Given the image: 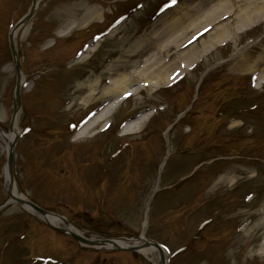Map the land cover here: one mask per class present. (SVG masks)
<instances>
[{
  "label": "rangeland",
  "instance_id": "obj_1",
  "mask_svg": "<svg viewBox=\"0 0 264 264\" xmlns=\"http://www.w3.org/2000/svg\"><path fill=\"white\" fill-rule=\"evenodd\" d=\"M217 1L39 0L14 39L23 78L11 165L17 190L55 213L71 218L75 212L72 224L102 237L136 236L145 218L146 237L165 243L167 264L264 260V1L227 4L235 11L218 35L201 27L204 22L191 25ZM30 4L0 0L5 133L17 80L7 35ZM186 25L189 31H179ZM174 32H181L177 42ZM162 59L169 62L164 83L150 77L143 85L134 75L123 95L108 90L122 73L152 71ZM112 102L110 114L86 136L73 137ZM140 116L141 126L120 133ZM73 156L85 159L78 170L71 168ZM5 157L0 138V264H152L138 251L85 248L43 228L20 203L5 202ZM59 168L63 182L75 173L81 180L59 185ZM102 172L120 179L109 180L106 198L97 202L85 193L83 217L78 195ZM94 204L103 210H92ZM32 253L55 260L40 262Z\"/></svg>",
  "mask_w": 264,
  "mask_h": 264
},
{
  "label": "bare ground",
  "instance_id": "obj_2",
  "mask_svg": "<svg viewBox=\"0 0 264 264\" xmlns=\"http://www.w3.org/2000/svg\"><path fill=\"white\" fill-rule=\"evenodd\" d=\"M38 1L39 0H33V2H32L33 6H34V4L36 6ZM232 1L233 0H218L215 4H213L205 12L204 15L202 14V16H204L203 18L200 17L199 14H197L196 16L194 15V17L192 16L193 19L191 20V25L192 24H198L200 22H204V25H202L201 27H206V29L212 30V31H214V34L218 35L220 33L218 31V29L220 27L228 26L230 23V20H232L231 14L234 13L235 10L233 7H231V5H229V6L227 5V4L231 3ZM263 1H261V2H263ZM237 2H238V0H234V3H237ZM250 2H251V4L255 5L257 2H259V0H250ZM192 10L193 9L187 10L181 16L183 17L184 15H186L188 13L190 14V12ZM240 11L245 12L246 7L242 8ZM181 16L175 18L172 21V24H176L179 21V19L181 18ZM229 16H230V19H228L225 23L222 22L216 26L217 22H219L220 20L226 19ZM238 16H240L241 18H246V15L244 13H240V14H238ZM93 17L94 18L96 17L95 13H94ZM178 26L181 27V23H178L175 25V27H178ZM189 26L190 25H186L183 28H181V30H179V31H189L188 30ZM163 34H164V32H163ZM173 34H176V36L171 37V40L173 42H177L174 40L176 38L179 39V37L177 35H180L181 32H174ZM12 35H13V38H15L16 30L12 31ZM161 36H162V34L160 32H158L157 34L153 35V37H152L153 39L151 38V40L156 41V40L160 39ZM184 36L185 35H183V37ZM187 39H190V37H188ZM168 41L169 40L166 39V41L164 43L157 45L156 49L159 51L163 50ZM179 56H181V58H182L181 54ZM168 64H169V62H165L164 59H162V61L158 64V66L157 65L154 66L152 71L150 69H148V70L145 69V72L137 73V74L132 73V75L122 73L116 79L113 80V83L111 86L110 85L108 86V90L116 91V92L118 91V93L123 95L124 91H125L123 89H125L127 87V85L129 84L128 82H131L130 78H131V76H134V75H139L138 76V78L140 79L139 81H141L143 85H144V82H147L150 77H152L151 79H153L154 82H156V83H164L165 80L169 78L168 77L169 75H166V72L169 69V67L167 66ZM153 72H155V74H153ZM22 79L23 78L20 77L19 81H21ZM114 107H115V102L114 103L112 102V104H107L106 107H104V108L102 107L100 109L102 112L100 111V112L96 113L94 116H92V118H90L88 121H86L85 124H83L80 128H78L75 132L74 137L79 138V137H83L84 135L86 136L88 134V132L92 129V127L96 123H98L99 121H102L104 118H106L110 114V112L112 111V108H114ZM103 109H105V110H103ZM16 121H17V113L15 112L13 115V118L11 119L10 130L7 133L0 130V138L2 139V141L5 145V149H7L10 142L12 141V139L14 138V136H16V134L18 132V129L16 128ZM142 123H143V117L140 116L137 120H134L133 122H131L130 124H128L124 128H122L121 132L125 133L128 131H133L135 126L139 127V126H141ZM2 172H3L4 185L7 186V185H9V178L7 175L6 167H3ZM10 193L12 194V196H17V197H20L21 199L25 200V196L23 194L18 193L16 191L14 185L11 186ZM23 207L32 211V208H30L25 203L23 204ZM42 218L44 220L48 221L49 223H52L53 225L65 227L69 231H73V232L77 231V229H75L70 224H68V223L66 224V222H64L61 217H58L57 215H55L53 213L52 214L48 213L45 216H43ZM144 227H145V221L142 222L141 232H140V236L138 238L114 239L113 242H115L117 245H120V246L139 244L140 242H142L145 239V237L142 234ZM243 230H245V229H243ZM110 246H111V244L106 245V247H110ZM139 252L142 255H144L145 257H147V259H149L153 264H167V262H166L167 254H166L164 249H163V256H164L163 261L160 259L157 249H155L152 246L140 248ZM258 252L259 253L263 252V248H259Z\"/></svg>",
  "mask_w": 264,
  "mask_h": 264
},
{
  "label": "water",
  "instance_id": "obj_3",
  "mask_svg": "<svg viewBox=\"0 0 264 264\" xmlns=\"http://www.w3.org/2000/svg\"><path fill=\"white\" fill-rule=\"evenodd\" d=\"M17 90V89H16ZM16 93V92H15ZM17 94H16V97H15V99L17 100ZM10 162H11V151L9 152V154H8V158H7V164H8V167L10 166ZM38 212H40V213H44V210L43 209H41V208H39V207H37V206H34L33 204H31ZM78 238V237H77Z\"/></svg>",
  "mask_w": 264,
  "mask_h": 264
}]
</instances>
